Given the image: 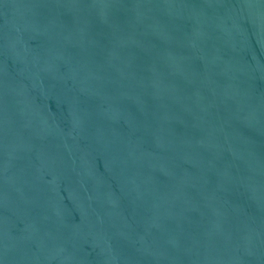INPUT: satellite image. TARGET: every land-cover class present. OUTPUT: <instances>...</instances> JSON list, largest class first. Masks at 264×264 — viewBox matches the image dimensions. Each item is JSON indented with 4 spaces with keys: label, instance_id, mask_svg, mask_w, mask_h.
I'll return each mask as SVG.
<instances>
[{
    "label": "water",
    "instance_id": "obj_1",
    "mask_svg": "<svg viewBox=\"0 0 264 264\" xmlns=\"http://www.w3.org/2000/svg\"><path fill=\"white\" fill-rule=\"evenodd\" d=\"M0 264H264V0H0Z\"/></svg>",
    "mask_w": 264,
    "mask_h": 264
}]
</instances>
